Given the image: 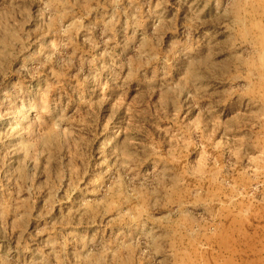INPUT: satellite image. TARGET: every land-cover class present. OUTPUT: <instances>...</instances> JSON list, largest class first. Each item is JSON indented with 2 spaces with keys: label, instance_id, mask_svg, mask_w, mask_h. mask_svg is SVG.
Segmentation results:
<instances>
[{
  "label": "rangeland",
  "instance_id": "rangeland-1",
  "mask_svg": "<svg viewBox=\"0 0 264 264\" xmlns=\"http://www.w3.org/2000/svg\"><path fill=\"white\" fill-rule=\"evenodd\" d=\"M0 264H264V0H0Z\"/></svg>",
  "mask_w": 264,
  "mask_h": 264
}]
</instances>
